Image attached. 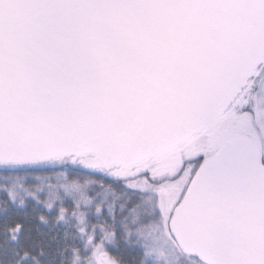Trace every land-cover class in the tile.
Listing matches in <instances>:
<instances>
[{"label": "snow or ice", "instance_id": "obj_1", "mask_svg": "<svg viewBox=\"0 0 264 264\" xmlns=\"http://www.w3.org/2000/svg\"><path fill=\"white\" fill-rule=\"evenodd\" d=\"M0 264H264V0H0Z\"/></svg>", "mask_w": 264, "mask_h": 264}]
</instances>
